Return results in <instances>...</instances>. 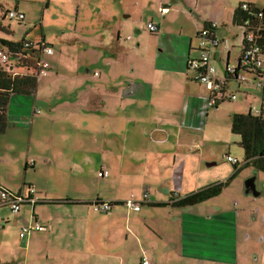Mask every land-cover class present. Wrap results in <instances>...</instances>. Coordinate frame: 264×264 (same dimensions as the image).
Returning a JSON list of instances; mask_svg holds the SVG:
<instances>
[{
    "label": "crops",
    "instance_id": "0c3cea01",
    "mask_svg": "<svg viewBox=\"0 0 264 264\" xmlns=\"http://www.w3.org/2000/svg\"><path fill=\"white\" fill-rule=\"evenodd\" d=\"M51 1L47 0V4ZM243 1L216 0L211 7L203 8L201 0H125L123 20L121 10L115 8L112 0H94V5L97 3L94 23L100 29L93 46L99 67L93 72L88 67L70 72L58 67L55 75L45 80L49 86L38 88L35 94H17L9 105L11 123L0 134V146H14L24 141L28 133V145H23V150H27L26 168L31 165L34 172L38 171L42 151L41 162L53 171L44 179L28 178L21 184L0 174V191L4 188L24 195L17 213L0 197V209H11L15 227L19 229L17 246L23 238L30 245L41 242L49 249L48 257L51 250L56 252L72 245L71 251L78 250L83 255L84 250L95 246L102 250L107 243L102 241L104 232L108 242L113 235L119 237L122 230L128 238L130 226L148 219L142 213L143 204L169 202L175 193L187 194L214 183L215 179H210L213 172L202 169L203 152L192 149L191 132L201 110L208 106L211 91L193 79L187 62L200 56L199 30L217 21L216 35L229 39L230 48L221 44L214 47L213 63L219 76L226 75V64L236 62L243 51L244 28L234 20ZM163 6L169 7L164 14ZM12 9L24 12L26 19L20 0H15ZM150 21L159 24L158 32L150 31L147 26ZM0 38L18 42L10 37ZM24 39L34 41L31 37L21 40ZM52 48L50 55L54 54ZM45 54L49 53H44L43 59ZM57 63L61 67L63 59L59 57ZM16 70L23 73L25 69ZM239 87L251 89L242 84ZM255 104L250 105V110ZM241 106L235 105L234 113L244 112ZM17 115L24 119L21 124L12 121ZM85 115L93 118L85 119ZM98 131L106 135L97 137ZM32 149L37 153L31 155ZM3 154L0 153L1 164ZM84 158L102 160L100 168L96 165L98 175L101 170L109 174L100 175L104 180L99 184L85 181L92 165L82 169ZM210 158L214 156L206 157ZM31 159H36L33 164L29 162ZM130 169L134 175L128 173ZM130 183L148 190L149 198L151 189L159 187L167 196L157 193L151 201L143 197L139 199L143 202L141 208L135 210L125 203L130 197L127 194ZM30 187L36 190L35 202L30 201ZM99 198L118 202L111 214L104 216L91 208V202ZM210 199L194 205L169 203L158 207L166 212L168 223L162 226L161 215L158 224L165 230L158 234L160 238L172 241L169 245L173 252L185 251L188 259L201 256L199 263L264 264V202L253 201V210L241 207L233 211L221 202L211 208ZM125 206L134 210L127 217ZM0 220L11 221L4 216ZM35 221L47 229L33 230L22 237L21 228ZM76 222H85L82 231L71 229ZM11 255V261L24 264L17 260L15 250Z\"/></svg>",
    "mask_w": 264,
    "mask_h": 264
},
{
    "label": "rangeland",
    "instance_id": "374dc122",
    "mask_svg": "<svg viewBox=\"0 0 264 264\" xmlns=\"http://www.w3.org/2000/svg\"><path fill=\"white\" fill-rule=\"evenodd\" d=\"M71 1L53 0L51 4L48 5L47 0H20L21 6L26 11L27 17L24 21H19L15 18H11L6 13V9L14 8L15 0H0V2L4 3V7L0 11V19L6 26L11 25V29L13 30L12 34H8L6 31L0 29L1 37H10L18 41L24 37H31L34 41H29L37 43L42 41L44 36L45 42L47 44L52 43L54 47L53 55H44V59L50 62V67L48 69V75L40 77L38 88L41 90L49 86L48 83H45V80L48 76H54L58 67L60 69L62 68L61 70H68L67 72L75 69L83 71L86 67L90 68L93 72L99 67L95 61L97 56L94 49L96 47L93 46L95 34L100 29V26L94 23L96 19L97 3L94 5V0H79L78 3L75 2V0ZM112 1L115 8L121 10L122 19L125 20V18H123L125 0ZM215 1L216 0H201L200 3L203 8H208L211 7ZM229 1L230 0H226V3ZM101 7L102 10L105 9L104 6ZM4 15L6 16L4 17ZM144 23L146 24L145 19ZM83 38L84 40H80ZM59 57L63 59L61 67L60 64L57 63ZM233 62L234 61H232V63ZM239 84L246 87L250 86L251 89L246 91L247 89L245 87H239ZM53 85H55L54 88L58 86L56 83ZM234 92L237 94V100L229 101L230 99H227L218 103V106L215 104L208 105L203 112L201 110L200 116L194 121V128L191 130L192 136L194 137L192 149L203 152L202 169L207 168L211 170L213 174L211 173L210 179L214 178L215 181L228 179L234 173V164L227 161L225 155L230 153L232 156L238 157L242 164L245 162L244 149L239 144L240 135L234 133L231 127L232 115L237 111H234V106L241 103V108L244 109V112L241 113H248L250 111V105L252 103L260 104L262 99V90L248 82L240 83L235 80L234 84L232 83V86L227 88V93ZM15 95L17 94L12 95L11 101ZM246 96H248V98H246ZM16 117V120L12 121H15L17 124L20 121L21 124L24 119H21L19 115ZM92 118L93 115H85V119L90 120ZM96 118L100 119L99 116H96ZM9 123H11L10 116ZM105 135L106 133L104 131H98L96 133L97 137L103 138ZM28 142L29 134L27 133L25 140L14 146H6L4 144L0 146V153L4 152L2 155L4 159V162H2L4 165L0 163V174L15 181L16 184H21L22 181L25 182L28 178L33 177H41L44 179L46 176L52 175L53 172L48 165L45 167L44 163L41 162L43 160L42 151L40 154L41 160L39 161L40 165L38 166V171L34 172V168L31 167V165L26 168V161L28 160L26 155L27 150H23V145L27 147ZM173 149L176 151L175 148ZM30 152L31 155L37 153L35 149H32ZM208 155H213L214 158L206 159ZM35 160L36 159H31L29 162L32 163L35 162ZM101 161L102 160L99 158H84L82 160V169H87L86 166L92 165L89 170V178L85 179V181L95 185L99 184L100 180H104V178L98 175V169H96V165L100 168ZM243 166L244 167H242L230 180L229 184L224 187L221 194L212 197L208 201L210 202L211 208H213V204L221 202L225 205L224 207L233 208V211L241 207L253 210L255 209L251 206L253 201L261 200L264 202V171L259 170L253 165ZM128 173L134 175V170L130 169ZM251 180L253 184H251ZM146 192L149 191L143 190V188H139L130 183L127 194H129V196L135 194L138 199H141ZM157 193L164 194L160 187L158 189L152 188L151 198H148V201L152 200V196H157ZM151 202L150 205L142 203L144 205L142 213H144L148 219L146 221L142 219L141 224L137 226H130L128 238L126 237L125 231L122 230L119 237L113 235L108 242L105 238L106 233L104 232L102 241L107 243L104 244L102 250L99 246H95L91 248V250H84L86 253L83 255L79 253L78 250L71 251L72 245L67 246L64 250L58 248L56 252L51 250L49 257V249L43 246L41 242L36 245H30L28 241H25L27 238H23L24 241H22V244L19 243L17 246L16 237L19 235V229L15 227L14 216L10 208H2L0 209V216L9 217L11 221L6 223L0 220V260H13L11 252L15 250L16 255H18L17 260L24 264H142L140 251L145 249L148 252L151 264L220 263L217 261L199 263L198 260L203 259L201 256H198V258L190 257L188 259V257L185 256V251L180 253L173 252L169 245L172 241H168V239L162 240L158 235L159 233H164L165 229L163 227L168 225L166 217L164 216L166 212L163 213V209L158 208L161 206L151 204ZM90 205L93 209L92 204ZM116 206L117 204L113 209ZM124 208L126 210V217L131 215L130 212L133 209L127 206ZM113 209L110 212L93 210L105 216L111 214ZM147 210L148 213L145 214ZM246 213L250 215L247 211ZM161 215H163V227L158 224ZM85 217L87 216L85 215ZM84 227L85 222H76L71 229L74 232H78L82 231ZM261 227L260 225L256 229V232L259 228L261 229Z\"/></svg>",
    "mask_w": 264,
    "mask_h": 264
},
{
    "label": "trees",
    "instance_id": "16d2710c",
    "mask_svg": "<svg viewBox=\"0 0 264 264\" xmlns=\"http://www.w3.org/2000/svg\"><path fill=\"white\" fill-rule=\"evenodd\" d=\"M241 5L242 2L239 4V7L235 12L234 15L235 22L238 25L243 26L245 25L246 20L249 19L251 25L253 23L254 25L257 26V28H259V31L261 33H264V17L259 18L253 12L254 11L253 7L249 9H243ZM3 6L4 5L1 4L0 9H2ZM6 10H7L6 13L9 15L10 11L14 9L9 8ZM18 12H22V11H18ZM5 16L6 15H4V17ZM24 20L25 18L23 20L19 19V21H24ZM0 29L6 31L7 33L13 32L11 30V25L6 26L1 19H0ZM28 41L29 40L24 39L18 42H14V41L6 40L4 38H0V49H5L7 47V49H10L13 52V57L12 59L9 60V62L6 63L0 62V134L4 133L10 126L8 111H9V105L12 95L34 94L36 92L39 84V79L41 77L39 63L40 61L44 60L42 58V55L44 53H47L44 51V47L47 46L52 48V46H50L45 42V39L37 43L32 42L31 46L25 47V42ZM3 45L6 47H4ZM18 52L19 54H17ZM16 68H19L21 70L25 69V70L23 71V73L22 72L20 73L17 72ZM245 71H249V73L251 72L250 70L247 69H245ZM256 71L259 75L262 74L264 75V69H257ZM221 77H224L225 82L229 83V85L227 84L228 87L231 86L232 81L236 80V75L232 76L227 71H226V75ZM193 79L196 80L194 78V74H193ZM202 84L206 86L205 83ZM261 90L262 93H264V88ZM232 94H236V93L234 92ZM210 97L211 94L209 96L208 101L210 100ZM227 99H230V101L236 100L237 94L235 99H232L228 95L223 96L222 98H218L215 105L218 106V103L223 102ZM260 104L264 105V99L261 100ZM260 104H255V105H260ZM252 106H251V110L248 113L238 112V113H233L232 115V120H231L232 131L240 135L239 144L244 149L245 162H243L242 164L241 161H239L238 163L234 164V173L231 175V177L225 180H220L214 183H210L202 188L191 191L187 194L180 195V193L177 194L175 193V195L171 197L172 201L169 202L155 201L152 202L151 204H155L157 206H165L170 203L173 204L174 206H187V205H194L197 203H201L203 201H206L212 197L219 195L224 189V187L229 184L230 180L239 172V170L242 167H244L243 165H247V166L253 165L259 170L264 171V115H258L253 113ZM105 171L107 172V174L104 173ZM101 172L103 173L101 174ZM101 172L99 175L102 176L109 174L107 170H101ZM98 201H104V200L99 198L93 200L91 204L93 202H98ZM105 201H109L111 203L112 205L111 210L113 209L115 204L118 203L110 200H105ZM142 203L143 202L141 201V205ZM0 264H17V263L14 261H0Z\"/></svg>",
    "mask_w": 264,
    "mask_h": 264
},
{
    "label": "built area",
    "instance_id": "2783aa9c",
    "mask_svg": "<svg viewBox=\"0 0 264 264\" xmlns=\"http://www.w3.org/2000/svg\"><path fill=\"white\" fill-rule=\"evenodd\" d=\"M241 7L243 9H249L253 7L254 13L259 17L263 18L264 13V0L262 3H258L255 0H245L242 2ZM169 10L168 6H163L161 12L164 14ZM9 16L16 19L23 20L25 14L18 12L17 10H11ZM151 32L159 31V24L154 21H150L147 24ZM219 22L213 21L210 22L207 26L199 30V50L200 56L198 58L189 59L187 66L189 70H193L194 78L199 82L205 83L206 86L211 90V97L208 101V104H216L218 98L223 96H230L232 99L236 98V94L227 93V84L224 77L218 75L217 67L212 61V50L218 45H223L225 48H230L229 39H221L216 35L217 27ZM254 25L249 19L246 20L243 35V51L240 57L236 62L226 64V71L232 76L236 75V80L240 83L248 82L257 88H264V75H259L257 69H264V33L259 31V28ZM32 45V42H25V47ZM44 51L51 53L53 50L51 47H44ZM19 54V52L17 53ZM13 57V52L10 49H0V62L6 63L9 62ZM50 64L47 61H40V75H46L48 73ZM245 69L250 70L245 71ZM235 81V80H234ZM252 111L258 115H264V105H254L252 106ZM225 158L232 162L233 164L238 163L240 160L232 155H226ZM103 172H101L102 174ZM107 174V172H104ZM35 188L30 187L29 192L31 194L30 201H37L38 198L34 195ZM1 200L8 204L13 212L17 213L21 209V203L24 201V195L8 191L7 189H1L0 191ZM149 197V192L144 194V198ZM26 198V197H25ZM127 205L133 207L135 210L141 208V201L136 197L135 194H132L126 201ZM93 209L99 212H109L111 210V203L109 201H98L92 203ZM47 229V226L42 224L40 221H35L29 224L24 225L21 228V236L30 233L33 230L42 231ZM142 264H151L147 251H142L141 256Z\"/></svg>",
    "mask_w": 264,
    "mask_h": 264
},
{
    "label": "water",
    "instance_id": "95a60500",
    "mask_svg": "<svg viewBox=\"0 0 264 264\" xmlns=\"http://www.w3.org/2000/svg\"><path fill=\"white\" fill-rule=\"evenodd\" d=\"M250 182H251V184H253V181L252 180Z\"/></svg>",
    "mask_w": 264,
    "mask_h": 264
},
{
    "label": "flooded vegetation",
    "instance_id": "af4514ba",
    "mask_svg": "<svg viewBox=\"0 0 264 264\" xmlns=\"http://www.w3.org/2000/svg\"><path fill=\"white\" fill-rule=\"evenodd\" d=\"M148 24V23H147ZM198 204V203H197Z\"/></svg>",
    "mask_w": 264,
    "mask_h": 264
}]
</instances>
